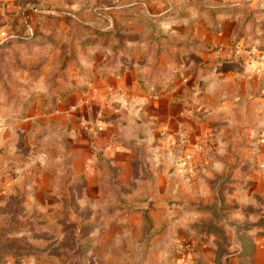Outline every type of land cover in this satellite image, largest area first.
<instances>
[{"label":"crops","instance_id":"obj_1","mask_svg":"<svg viewBox=\"0 0 264 264\" xmlns=\"http://www.w3.org/2000/svg\"><path fill=\"white\" fill-rule=\"evenodd\" d=\"M135 2L152 15L179 3L186 13L166 16L158 49L112 61L108 46L79 47L57 83L34 84L25 117L0 131L26 138L5 146V183L32 174L29 188L42 193L62 169L77 193H102L109 166L122 192L140 181L139 193H212L219 182L227 202L264 198V0Z\"/></svg>","mask_w":264,"mask_h":264},{"label":"rangeland","instance_id":"obj_2","mask_svg":"<svg viewBox=\"0 0 264 264\" xmlns=\"http://www.w3.org/2000/svg\"><path fill=\"white\" fill-rule=\"evenodd\" d=\"M123 1L0 0V131L25 117L34 84L61 79L79 47L103 44L112 61L134 60L160 48L153 41L170 11L186 13L180 3L152 15ZM22 133L0 135V159L12 141L26 143ZM105 168L102 193H77L62 169L40 193L29 188L32 174L6 184L1 168L0 264H264V198L228 203L219 182L208 184L212 193H139L140 181L122 192Z\"/></svg>","mask_w":264,"mask_h":264},{"label":"trees","instance_id":"obj_3","mask_svg":"<svg viewBox=\"0 0 264 264\" xmlns=\"http://www.w3.org/2000/svg\"><path fill=\"white\" fill-rule=\"evenodd\" d=\"M73 90V87H67L66 89H64L63 91H61L59 93V97H63L65 96V94H67L68 92L72 91ZM34 98V96H30V98H28V102H31V100ZM55 107V103L53 100H49V99H46L44 98V102H43V111L44 112H47V111H50L51 109H53ZM249 247L252 246V243H248Z\"/></svg>","mask_w":264,"mask_h":264},{"label":"water","instance_id":"obj_4","mask_svg":"<svg viewBox=\"0 0 264 264\" xmlns=\"http://www.w3.org/2000/svg\"><path fill=\"white\" fill-rule=\"evenodd\" d=\"M173 169H174V165L171 166V169H169V172H172Z\"/></svg>","mask_w":264,"mask_h":264},{"label":"built area","instance_id":"obj_5","mask_svg":"<svg viewBox=\"0 0 264 264\" xmlns=\"http://www.w3.org/2000/svg\"><path fill=\"white\" fill-rule=\"evenodd\" d=\"M186 158H189L188 156Z\"/></svg>","mask_w":264,"mask_h":264}]
</instances>
